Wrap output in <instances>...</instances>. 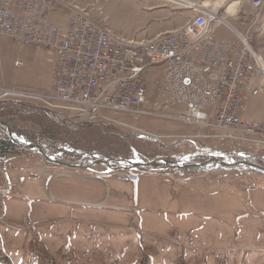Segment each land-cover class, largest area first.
Wrapping results in <instances>:
<instances>
[{"label":"rangeland","instance_id":"obj_1","mask_svg":"<svg viewBox=\"0 0 264 264\" xmlns=\"http://www.w3.org/2000/svg\"><path fill=\"white\" fill-rule=\"evenodd\" d=\"M183 1L187 0H57L59 6L53 7L50 21L66 27L68 10L84 8L98 25L116 35L149 40L183 28L192 18L193 11ZM226 18L241 32L249 28L242 23L243 17ZM216 32L238 41L224 23L217 24ZM250 35L252 47L264 61V7ZM31 47L12 38L0 40V95L6 88L47 92L56 69L53 91L59 56L50 49ZM161 72L148 74L144 110H154ZM5 100L32 118L44 111L45 124L65 125L52 114L53 109L39 101L8 97L0 102ZM246 100L252 120L264 124V84L254 83ZM97 113L101 122L109 120L106 129L121 140L134 146L154 142L157 155L179 160L193 149L185 148L181 139L167 136L180 132L183 124L101 107ZM68 125L65 131H77ZM6 136L7 131L0 127V137ZM32 136L26 139L42 146L50 142L63 155V151L84 152L68 146V135L54 138L37 131ZM221 145L222 149L238 150L232 143ZM15 147L20 146L0 141L2 152L13 157L0 163V189L11 190V196L0 204V264H264V172L249 167H187L200 169L196 173L204 172L208 179L185 178L187 182L165 184L149 178L142 191L115 173L107 179L105 191L97 182L80 189L76 179L48 173L56 166L37 162L41 153ZM254 162L264 166V160ZM215 168L228 170L213 171ZM159 190L168 192H163L161 201L155 198ZM81 200L105 204L89 208Z\"/></svg>","mask_w":264,"mask_h":264},{"label":"built area","instance_id":"obj_2","mask_svg":"<svg viewBox=\"0 0 264 264\" xmlns=\"http://www.w3.org/2000/svg\"><path fill=\"white\" fill-rule=\"evenodd\" d=\"M250 3L255 13L242 18L249 26L246 32L229 24L220 9L203 10L183 1L193 11L183 28L139 41L98 25L84 8L69 9L64 27L50 21L56 0H0V34L59 56L53 91L6 88L0 99L36 100L60 118L58 109H71L99 125L100 107L161 115L186 124L234 130L264 143V124L240 115L252 75L260 72L264 81V67L250 35L264 0ZM218 23L229 26L238 43L219 35L215 30ZM159 69L162 72L153 99L156 113L147 112L143 106L148 103V74ZM8 160L9 152L0 149V163ZM119 176L127 182L139 180V174L132 172H120ZM10 196L9 188H1L0 204Z\"/></svg>","mask_w":264,"mask_h":264},{"label":"crops","instance_id":"obj_3","mask_svg":"<svg viewBox=\"0 0 264 264\" xmlns=\"http://www.w3.org/2000/svg\"><path fill=\"white\" fill-rule=\"evenodd\" d=\"M200 1H205V0H199L198 2H200ZM207 1H209L210 4L216 6L218 9L222 10L226 15H228V17H232V18H236V17L242 18L245 16L250 17L255 13V7L250 3V0H229V1L228 0H207ZM191 2H195V1H191ZM229 9L230 10L232 9L233 12H230ZM68 13H69V11H68ZM216 26H217V24L215 25V30H216ZM246 31H247V28H246ZM9 38L10 37H7L5 35L0 34V40H7ZM229 41H232V40H229ZM57 57H58V55H57ZM57 63H58V59H57ZM55 74H56V69H54V74L52 76V80H51L50 84L48 86H46V88H45L46 90H48V89H50V90L47 92H44V93H49L52 90V88L54 86V82H55ZM256 82H260V83L264 84L263 77H262L260 72H255L252 75L250 82L248 83L247 92L245 94V102H244L243 107L240 109V115L244 120L253 121L252 120L253 118L251 117L250 114L247 113V110H246V105H247L246 97L248 96L251 87H253V84ZM8 102H11V101L5 100V101L0 102V113L1 114L4 111H6V110H4V109H6V107L8 108L11 106L10 103H8ZM1 103L4 105H2ZM37 108H39V107H37ZM41 109H43V108H41ZM143 110H144V108H143ZM144 111L156 113L153 110H144ZM58 113H61V115L63 116L62 120H64V122H65L64 123L65 125H61V127L59 125L58 126L59 128L62 129V127H63V130H64V129H66V127H64V126L71 124L73 126L68 125L69 128L81 130L82 132L89 134L90 138L94 137L93 134L91 133L92 130H94V132H96V128L98 126L106 128V125H107L101 121H100V123H101L100 125L97 122L96 123L88 122V120L86 121L84 118L80 117L74 110H71V109H58ZM137 114H141V113H137ZM147 115L155 116L156 118L158 117L161 119L175 121V122H177L179 124H183V126H185V127L181 128L180 132H170L167 134V136H170L173 139H175V138L181 139L182 142L185 144V148H187L188 146L193 148L192 150H189V152H190L189 154L186 153V154H184L185 156L184 155L182 156V158H185L186 163H190L191 161H197V160H199L200 157L205 156V155H209L206 152L210 151L213 148L218 151L217 156L219 158H223L224 154H227V155L229 154V155H233V156H237V155L241 154V156L242 155H245V156L249 155L252 158H255L256 160H260V159L264 160V143L255 142L254 138L252 139L254 142H250L248 140L249 136L246 134L236 133V132L231 131V130H224L227 132H221L220 131L221 129L214 128V127L213 128L207 127V126L200 125V124H186V123H183V122L178 121L176 119L164 117L161 115H152V114H147ZM66 121L68 122V124L66 123ZM194 129L196 131H193ZM134 130L137 131L138 128H134ZM115 134L118 135L117 133H115ZM48 143H50V142L45 143V144H47V145H45V148H46L47 152L49 153V155H51V157L58 156L60 162L63 161V162L69 163L73 166H66V165H63L61 163H52V161H48L42 155L40 158L36 159V161L40 162V163L45 161L46 163H49V164H52L53 166H56V167L49 168L47 170V172L50 174L54 173L55 175H58V176L64 175V176H67L69 178L76 179L77 182H79V184H80L79 185L80 189H84V184L89 185L91 182L92 183L97 182L105 191V185L107 183V179L109 177H112L113 174H115V173L119 176V172H121V171H127L130 173L132 172V173L139 174L138 182H131V183L135 184L138 191H142L146 187L147 179H149V178H157L165 184H169L170 182H174V181L187 182L188 180L195 179L196 177L197 178L205 177L206 179H208L206 177L207 176L206 173H204V172H197L196 173V171H200V169L189 170V169H185L184 167L181 169H177V170L174 168H167V167H161V168H159V170L158 169H154V170L148 169L146 171H144V170L140 171L137 169L125 170L122 168L125 166V164L124 163L119 164V161H118V160H125V159H118L115 157H112V158H115L117 160H114V161L112 160L111 164L114 167H121V169L118 171H111V170L109 171V170H107V168L104 165L94 163L95 160L101 159L102 156H105V155L96 154V152L92 151L91 149H88V151L82 150L84 152H78V151L74 150L73 151L74 153H71V152L66 153V151H63L65 153L63 155V154H61L60 149L56 150L54 147H52V145H49ZM221 143H224V145H227V143L228 144L232 143L233 145H235V147H238V150L229 151L227 148L222 149ZM210 144H212V145H210ZM182 147L183 146L181 145V148ZM15 148L16 149H22L21 147H15ZM33 153H36V152L33 151ZM133 153H134V156L132 159H138V160L144 161L138 155L137 150H135ZM193 153H195L194 156L191 155ZM167 157H169V156H167ZM12 158L13 157H11L9 160H11ZM168 159L172 160V159H176V158H170L169 157ZM83 164H85L86 167L81 166ZM221 168H223V167H221ZM212 170L220 172L222 170L227 171L228 169L215 168ZM201 171H203V170H201ZM185 178L186 179L189 178V179L186 180ZM87 183H89V184H87ZM1 188H3V187H1ZM157 192L158 193L155 195V198L158 199L159 201H161V198L163 197V192L168 194L167 190H165V191L159 190ZM81 201L83 203L87 204L85 206H87L89 208H90V206L92 207V206L105 204L103 201H99V202H91L88 200H81Z\"/></svg>","mask_w":264,"mask_h":264},{"label":"trees","instance_id":"obj_4","mask_svg":"<svg viewBox=\"0 0 264 264\" xmlns=\"http://www.w3.org/2000/svg\"><path fill=\"white\" fill-rule=\"evenodd\" d=\"M4 105V104H2ZM2 114L0 113V120L7 122L17 133L21 134V136L34 135L32 137H36L37 131L45 136L61 138L66 135L70 137L68 146L73 149L81 148L84 150L91 149L96 153H100L101 155H107L110 157H115L118 159H132L134 155V151L137 150L138 155L145 161H154L158 159L169 158L164 155H157V148L155 147V143H142L139 146L132 145V142L129 144L126 141L120 139L115 133H111L106 128L98 126L96 128V132L94 130L91 131L93 134V138L89 137V134L82 132L81 130L77 131H65L59 128L57 125H49L45 124L47 114L44 111L40 112L36 117H29V114L21 111L18 106L11 105L10 107H6ZM76 130V129H75ZM63 132V134L61 133ZM115 134V135H114ZM31 138V137H30ZM29 138V139H30ZM1 142H5V144L13 146L14 144L10 140L8 136L1 138ZM32 141H39L32 140ZM210 158H213L210 155H205L199 158L200 161H206Z\"/></svg>","mask_w":264,"mask_h":264},{"label":"water","instance_id":"obj_5","mask_svg":"<svg viewBox=\"0 0 264 264\" xmlns=\"http://www.w3.org/2000/svg\"><path fill=\"white\" fill-rule=\"evenodd\" d=\"M0 127L4 128L7 131V135L10 137L11 141L20 146L23 147L25 149L28 150H33L36 152L41 153L45 159H47L48 161H54L56 163H61L63 165L66 166H73L69 163L63 162L59 159H56L55 156L51 157V155H49V153L47 152L45 146H42L38 143H34L31 142L29 140H27L24 136L19 135L17 132H15V130L9 125L7 124V122L0 120ZM218 153V151H217ZM192 156L195 155V153L191 154ZM224 156L227 158L226 160H222L219 158H210L209 160L205 161V162H191V163H186L185 162V158L179 159V160H168V159H158V160H154V161H142V160H138V159H125V160H118L119 163H125L127 165H125L124 167H122L125 170H130V169H137L140 171H146L148 169L150 170H154V169H158L161 167H173V168H187V167H212V166H218V167H225V168H230V167H249L251 169H255L259 172H264V166L257 164L255 162H252L248 159H245V157L241 154L237 155L239 156L240 160H234L232 155H227L224 154ZM112 160H117L115 158L109 157V156H103V158L95 160L96 164H101L104 165L107 170H111V171H118L121 169V167H114L111 164ZM83 167H86L85 164L81 165Z\"/></svg>","mask_w":264,"mask_h":264},{"label":"bare ground","instance_id":"obj_6","mask_svg":"<svg viewBox=\"0 0 264 264\" xmlns=\"http://www.w3.org/2000/svg\"><path fill=\"white\" fill-rule=\"evenodd\" d=\"M57 1V0H56ZM207 0H205V1H200V2H190V1H186V2H190V3H192V4H194L195 6H197V7H200V8H202L203 10H209V11H214V10H217L218 8L216 7V6H214V5H212V4H210V3H207L206 2ZM175 2H177V1H175ZM205 2V4H203ZM56 6H59L58 4L56 5ZM236 7V6H235ZM229 11L230 12H233V10L231 9H229ZM228 22V21H227ZM255 22L256 21H254V25H255ZM260 60H261V65H262V67H264V61H263V58L261 57V55H260ZM5 99V98H4ZM0 100H2V98L0 99ZM58 112V111H57ZM63 117V116H62ZM243 119V118H242ZM251 121V120H250ZM255 122V121H254ZM258 123V122H257ZM214 128H217V127H214ZM218 129H220V128H218ZM221 130H230V129H221ZM231 131H234V130H231ZM234 132H236V131H234ZM236 133H240V132H236ZM241 134H244V133H241ZM247 135V134H246ZM249 136V138H248V140L250 141V142H254L252 139L253 138H255V137H253V136H250V135H248ZM23 148V147H22ZM25 149V148H24ZM10 159V158H9ZM114 161V160H113ZM95 163V162H94ZM120 164V163H119ZM113 166V165H112Z\"/></svg>","mask_w":264,"mask_h":264}]
</instances>
